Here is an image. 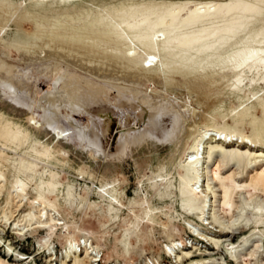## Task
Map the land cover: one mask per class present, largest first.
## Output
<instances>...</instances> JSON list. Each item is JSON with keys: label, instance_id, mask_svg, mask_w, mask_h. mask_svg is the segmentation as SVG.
Returning a JSON list of instances; mask_svg holds the SVG:
<instances>
[{"label": "bare ground", "instance_id": "1", "mask_svg": "<svg viewBox=\"0 0 264 264\" xmlns=\"http://www.w3.org/2000/svg\"><path fill=\"white\" fill-rule=\"evenodd\" d=\"M0 23V89L30 112L29 120L40 119L55 134L78 141L95 159H123L128 148L168 143L169 161L159 163L146 179L149 186L161 183L168 189L178 179L166 215L178 212V201L196 210L201 222L190 223L189 229L196 240L212 245L207 254L218 253L214 249L221 244L228 251L234 246L206 225L230 234L255 223L250 237L258 240L250 254L262 246L264 210L236 214V197L242 194L254 205L257 194L264 196V164H257L264 159V0H0ZM12 32L17 36L9 40ZM12 52L17 59L10 58ZM32 63L38 64L36 72L27 69ZM46 77L49 87L43 90L40 80ZM219 105L230 117L216 109ZM108 111L118 115L122 126L130 123L131 114L139 124L119 136L114 152L104 139ZM77 115L87 117L84 126ZM223 158L239 168L247 160L255 174L249 182L225 175ZM10 159L6 152L0 155V185L8 183L3 167ZM39 168V162L24 157L14 167L18 181L4 201L13 212L0 209V246L15 261L0 258V264H39L36 255L43 251L53 263L55 239L61 238L62 264H96L113 236L114 250L123 245L131 257L138 245L129 241V225L124 233L113 226L124 210L147 225L150 238L156 233L166 237L164 254L178 264L193 262L196 245H187L185 231L162 220L152 201L142 197L127 203L128 180L116 176L101 182L99 202L85 190L81 199L88 204L87 219L101 202L104 213L97 230L81 232L74 212L70 216L62 206V199L71 198L65 196L63 172L53 168L37 181ZM29 187L36 190L33 195ZM7 229L21 239L44 231L36 254L18 249L6 237ZM161 254L154 257L157 264Z\"/></svg>", "mask_w": 264, "mask_h": 264}, {"label": "rangeland", "instance_id": "2", "mask_svg": "<svg viewBox=\"0 0 264 264\" xmlns=\"http://www.w3.org/2000/svg\"><path fill=\"white\" fill-rule=\"evenodd\" d=\"M13 1L19 3L21 0ZM16 36V33L12 32L8 35V38L11 40V38L13 39ZM43 55H45V53H42V56ZM10 58L13 60L17 59V53L12 52ZM37 66V63L28 64L27 69L36 72L35 69ZM1 75L7 78L13 77L10 76V71H2ZM14 79L16 82L17 79L13 77V80ZM18 82L19 81L16 83ZM49 82L47 77L42 78L40 80L41 88L47 90ZM227 106H231V101H228ZM216 109L225 111L226 116L230 117L229 111L224 110L227 109L226 107H220L219 105ZM4 115H8L17 122H11L7 117H4ZM30 115V112L26 108L16 105L0 89V155L6 152L8 157L11 158L10 164L7 167H3L7 168L9 178L6 185H0V209L4 208V210L10 213L13 212L10 205H6L4 201L13 185L18 181V175L14 167L20 162L21 157L29 158L33 163L39 162L40 168L38 169L37 176H35L37 181H41L44 177L48 176L53 168L63 172L61 179L66 184L64 187L65 196L71 197L66 201L62 199L63 208L70 216H72V212H74L76 216V227L78 229L81 227V232L97 230L100 227V216H103L104 213L103 203L101 202L97 208V210L100 211H96V213L87 219L86 215L89 212L88 204L82 201L81 195L85 193V190L89 189L92 191V199L99 202L101 199L98 197L97 192L101 186L100 183L111 182L114 177L119 176L120 178L122 177L123 180H128V184H126L125 187V189H127V203L133 204L135 200L147 197L157 208L162 220L170 219L182 231H185L184 236L187 241L185 239H183V241L186 242L187 245L194 244L197 247V249H192L195 250V256L191 264H245L246 261L250 264H264V239L261 241L262 246L258 248L253 255L250 254L253 252L256 240H258L257 235L250 237V234L257 229L255 223H249L247 228L239 231L237 230L230 234L216 232L215 229L210 230L208 229L210 226L206 225L207 231L211 232L213 235H225L229 237L230 241H226L225 244L234 246L232 250L228 251L226 247L221 244L219 248L214 249V251H218V253L207 254V249L212 245L203 240L201 242L196 240L197 237L189 229L190 223L201 222L195 214L196 210L190 209L178 201V212L172 213L169 216L166 215L168 211H165V209L171 206V196L174 192L178 191V179L173 178L174 184L171 185L169 189L161 183L149 186L147 185L146 179L152 171H155V173L157 172L156 166L159 165V163H167L169 161L168 154L170 152V146L168 143H158L157 146L154 144H144L145 146L143 145L140 148H128L127 155L123 159L117 160V158L113 156L95 159L90 155L87 149L83 148V146L78 143V141L68 140L61 135L55 134L44 122L40 121V119L29 120ZM105 117L107 118L109 129L105 133L104 139L107 146H110L114 152V147L116 146L119 136L127 132L130 127H138L139 124L132 120L134 114L129 116L130 123L127 126L121 125L120 118L115 113L108 111ZM76 119L79 120L82 126H84L87 121L86 116L82 117L77 115ZM170 123V118H167L165 124L170 125ZM21 124H24L23 129ZM23 132L28 133L26 138H23ZM50 157L53 158V161L48 160ZM213 162H215V159ZM223 164V173L225 175L234 173L235 177L240 181L249 182L252 175L255 174L252 163H248L247 160L243 168H239L234 162L224 161V158ZM257 164L259 166L264 164V159L257 162ZM0 165H2L1 161ZM29 189L32 192L30 193L31 195L36 191L32 187H29ZM256 197L255 204L249 205L244 195H237L236 201L239 208L236 214H243L244 210H251L254 212H257L258 208L264 210V196L262 194H257ZM254 206H256V209H254ZM16 215L14 217L18 218L19 215ZM116 221L117 223L113 225L114 232L124 233V228L129 225V241L138 245V248L132 250L131 257L127 255L126 247L123 245H120L119 250L116 251L114 250L113 244L115 239L113 236L109 239L110 244L104 250L103 262L107 260L108 264H125L126 261H131V264H154L156 263L154 257H158V254L162 253V258L160 259L162 262L161 264H178L173 257H169L162 251V243L166 240V237H164L162 233H156L155 236L150 238L147 225L144 223L139 225V222L135 221L132 210L122 211L117 215ZM81 232L77 231L76 234H80ZM43 234L44 231L37 235L27 236V238L21 239L20 237H16V234L12 233L11 229H7L6 231V237L15 242L18 249L28 255L36 254V249L39 247L38 240H40ZM55 241L58 258L53 263H49L43 251L36 255L39 264H62L61 259L65 251L63 239H55ZM140 248L144 249L143 255H141ZM0 258L9 263L15 261L14 256L9 254L3 245L0 246Z\"/></svg>", "mask_w": 264, "mask_h": 264}, {"label": "built area", "instance_id": "3", "mask_svg": "<svg viewBox=\"0 0 264 264\" xmlns=\"http://www.w3.org/2000/svg\"><path fill=\"white\" fill-rule=\"evenodd\" d=\"M100 259H101V255H100L99 260H98V262H97L96 264H102V263H104V262H103L104 257H103V260H100Z\"/></svg>", "mask_w": 264, "mask_h": 264}]
</instances>
